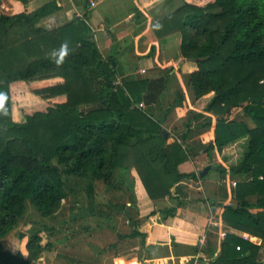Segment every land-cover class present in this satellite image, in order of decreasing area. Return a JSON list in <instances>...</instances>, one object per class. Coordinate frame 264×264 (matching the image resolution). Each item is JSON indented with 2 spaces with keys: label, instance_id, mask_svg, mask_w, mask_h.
<instances>
[{
  "label": "trees",
  "instance_id": "obj_1",
  "mask_svg": "<svg viewBox=\"0 0 264 264\" xmlns=\"http://www.w3.org/2000/svg\"><path fill=\"white\" fill-rule=\"evenodd\" d=\"M151 1H145L144 8L154 15L155 37L180 34L181 56L197 70L182 75L174 74L172 67L160 78H135L114 86L115 54L127 51L131 37L122 40L123 51L118 42L116 50L104 56L95 38L97 26L89 18H74L53 30L37 27L43 17L59 10L55 4L33 14L0 16V264H33L40 256L42 230H50L46 226L29 238L27 257L7 251L3 240L19 224L27 203L43 216L56 213L68 197V180L88 179L86 191L93 201L96 181L111 183L117 169L134 168L152 201L176 200L175 206L148 217L158 214L166 220L185 205L172 196V188L186 178H201L202 169L196 172L188 165L192 155L198 156L197 149L204 147L207 166H215L214 154L243 139L246 150L238 166L218 165L216 173L201 178H245L236 184L234 203L212 201L223 209L226 228L235 232L227 231L219 256L204 264H263L261 245L240 233L264 241V0H183L178 7L172 6L177 0H157L150 6ZM134 17L136 35L145 17L140 10ZM154 52L152 47L148 55ZM171 80L185 85L193 102L214 94L204 110L211 116L200 124L202 133L214 130L210 143L192 147V120L181 142L168 143L167 116L186 102L181 86L173 101L164 96ZM140 103L145 108H139ZM239 110L253 127L234 118ZM201 116L194 114L195 121ZM196 166L201 167L198 161ZM116 234L118 242L139 241L147 253L141 261L153 257L156 247H149L138 222H133L131 233ZM203 251L214 255L209 244L198 247L197 253Z\"/></svg>",
  "mask_w": 264,
  "mask_h": 264
},
{
  "label": "rangeland",
  "instance_id": "obj_2",
  "mask_svg": "<svg viewBox=\"0 0 264 264\" xmlns=\"http://www.w3.org/2000/svg\"><path fill=\"white\" fill-rule=\"evenodd\" d=\"M182 2L183 0H177L172 6L178 7ZM174 7H172V10L175 9ZM3 12L4 14L10 13L7 9ZM173 35L180 37L179 34ZM174 42L175 43L172 45V53L164 60V67L160 65L156 67H147L146 65L138 64L136 57L131 53V48H133L132 43L131 46H129V53H123L119 56L115 54L118 78H120L123 83L126 80L135 78L156 79L165 76V72L172 67L175 69L173 72L174 74H185L186 72L184 71H186V69H184V65H182L185 60L183 62L179 60L177 56V43L176 41ZM142 68L146 69V73H141L140 69ZM138 70L140 71L138 72ZM172 81L173 80H171L164 94V96H167L171 101L175 99V94L179 86H181L174 84ZM181 88L184 92L186 102L182 109L173 110L171 114L167 116L164 124V128L170 134L168 143H172L177 139L180 141L181 135L186 131L187 124L192 120L193 129H191V139H189L192 147L194 145L199 146V144L206 145L209 143V137L212 135L202 133L200 124L204 121L205 117L211 116V114L204 111L207 105L199 110H194V104L196 102H193L190 98L185 85L182 84ZM37 100H39V98L35 101ZM13 101H16V99ZM31 102L34 101L31 100ZM20 103H22V101ZM14 105L13 113L17 116L16 106ZM200 112L203 113V116L196 122L194 114ZM234 118L242 119L251 127L254 126L253 122L243 116L242 110L237 111L234 114ZM13 119L20 122V119L14 117V115ZM202 140L206 141L201 142ZM193 142L195 143L192 144ZM246 142L247 141L243 139L224 148L222 153L214 154L211 160L212 165H219L223 168L238 166L243 159L246 150ZM203 150L204 147L197 149L196 153L198 156L191 159L192 155L190 160L198 161L199 166L206 167L209 164V160L205 157V154L202 153ZM211 170L209 173H216L214 169ZM215 176L216 174L211 177V180L217 183L215 186L213 184V187L210 188L213 190L211 192L212 196L218 192V189L221 196L223 194L225 195V199L224 197L219 199V196L215 201L220 200L223 202V200H226L225 204H227V202L234 203V197L229 200V196L233 194L235 190L234 187L236 186H233L232 182L227 184V180L232 178L238 182L245 181V178L242 176L233 177L232 175L221 176L220 174H217L218 177ZM219 176H221V179H219ZM137 181L142 182L134 168L127 170V172L121 168L117 169L111 183L103 180L95 182L94 200L91 201L86 191L87 184L90 182L88 179L74 178L68 180L70 185L68 197L62 201L59 210L53 215L48 217L43 216L30 202L27 203V211L21 218L19 224L3 240L4 248L14 254L22 252L25 257H27L28 252L26 246L29 238L34 232L46 226L50 230H42V252L33 264H139L145 262L144 260L141 262V260L147 255V253L145 254L146 249L140 248L138 240H124L118 242L116 234V231L120 234H129L133 230V222L142 224L146 221V219H139L140 208L134 188ZM222 213L223 209L221 208V215ZM113 228H116L115 232ZM225 230L226 234L227 229ZM240 234L242 236L244 235V233ZM209 235L214 236V244L221 248L222 241L220 240V234L217 232L211 234L210 232ZM210 236L208 238H210ZM245 237L261 245L259 258L264 264V241L256 237L252 238V236L248 234H246ZM200 244V247L205 248L208 244L207 237L201 239ZM219 250L221 252V249ZM217 257L218 256H216L215 259ZM123 259L124 261H122ZM195 260L196 259H192L189 263L194 264ZM207 262L209 261L201 258L196 260V264H204Z\"/></svg>",
  "mask_w": 264,
  "mask_h": 264
},
{
  "label": "crops",
  "instance_id": "obj_3",
  "mask_svg": "<svg viewBox=\"0 0 264 264\" xmlns=\"http://www.w3.org/2000/svg\"><path fill=\"white\" fill-rule=\"evenodd\" d=\"M93 1L96 3L95 7L90 5V0H31L27 4L18 0H0V15L14 16L20 13L33 14L46 5L55 4L59 7V10L43 17L37 23V27L53 30L71 22L74 18H89V22L93 26H97L94 30L95 38L104 56L109 55L112 49L116 50V44L118 42L117 48L120 47V50L123 51L125 49V42L122 40L126 38L130 39L131 37L130 46L133 43V48H131L132 52H130L136 57L138 64H143L147 67H156L158 65L164 67V60L172 53V45L176 41L177 56L181 62L185 60L182 64L184 65V69H186L184 72L188 73L197 70L194 62L186 60L181 56L180 34V37L177 35H169L161 40L155 37L151 29L154 15H150L144 8L145 1L147 0ZM156 1H151L148 5H156ZM5 9L9 10L10 13L4 14L3 11ZM135 10H140L145 17V22L143 23L144 28L136 35L135 31H137L136 28L138 26L137 20L134 17ZM106 22H109V25ZM114 36L118 37L115 42L112 38ZM152 47H155V52L153 55H148ZM125 53H129V47ZM175 67L177 68L176 64ZM142 69L146 70L145 68ZM16 92H18V88H15L13 91L14 94ZM29 97L38 99L33 95ZM213 97L214 94H211L198 100L194 104V110L204 108L206 105L208 106ZM205 133L212 135L209 137L208 142L210 143L214 137V130L211 129ZM205 141L202 140L201 142ZM196 164L197 161L190 160L188 165L194 168L196 172L205 168V166L198 167ZM211 177L205 180L201 179L202 177L198 180L186 178L176 184L172 188V196L183 201L185 205L178 209L175 217L166 220L162 219L158 214L152 216L150 219L148 217L153 211L157 212L160 209L175 206L177 204L176 200L166 198L159 202H154L149 198L142 182L137 181L135 183V195L140 208L139 219H146L144 223L140 224L141 230L147 234L146 240L149 247H156L153 257L145 259V262L141 261L143 263L139 264H190L189 261L192 259L197 260L201 258L210 262L216 256H219V249L221 248L214 244V236H210L209 233H219L221 236L220 240L223 241L226 235L225 229L227 228L222 220L221 208L215 207L212 201L225 204L226 200H223V202L220 200L215 201L219 196V199L223 197L225 199V195L223 194L221 196L218 189V192L212 196L211 192L213 190L210 188L213 187V184L215 186L217 183L212 181ZM231 182L232 184L233 182L237 184V180H233L232 178L227 180V184ZM201 194L204 196H201ZM233 195L234 193L229 196V200L234 197ZM203 197L208 201H203L201 199ZM227 204L232 203L227 202ZM253 211L256 212L257 210ZM227 231L230 230L227 229ZM230 232L235 231L231 230ZM245 235H243L244 238ZM209 236L210 238H208ZM206 237L208 244L214 252L212 257L204 251L197 253L198 247L201 245V239ZM196 260L194 264H196Z\"/></svg>",
  "mask_w": 264,
  "mask_h": 264
},
{
  "label": "built area",
  "instance_id": "obj_4",
  "mask_svg": "<svg viewBox=\"0 0 264 264\" xmlns=\"http://www.w3.org/2000/svg\"><path fill=\"white\" fill-rule=\"evenodd\" d=\"M90 5L92 7H95L96 6V3L93 1V0H90ZM141 73H146V70H141ZM123 84L122 80L120 78H117L114 82H113V85L114 86H121ZM116 89V88H115ZM139 108H145V105L144 103H140L138 105ZM233 185L236 186V182H233ZM246 238V237H245ZM239 249V248H238Z\"/></svg>",
  "mask_w": 264,
  "mask_h": 264
},
{
  "label": "water",
  "instance_id": "obj_5",
  "mask_svg": "<svg viewBox=\"0 0 264 264\" xmlns=\"http://www.w3.org/2000/svg\"><path fill=\"white\" fill-rule=\"evenodd\" d=\"M211 169L216 170V169H217V166H206V167L201 171V175H200V176L203 178L204 176H206V175L209 173V171H210Z\"/></svg>",
  "mask_w": 264,
  "mask_h": 264
}]
</instances>
